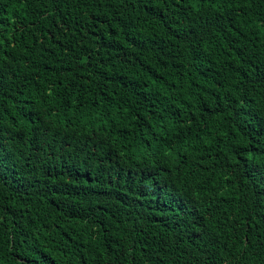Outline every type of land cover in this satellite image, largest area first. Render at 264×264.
<instances>
[{"label":"trees","instance_id":"1","mask_svg":"<svg viewBox=\"0 0 264 264\" xmlns=\"http://www.w3.org/2000/svg\"><path fill=\"white\" fill-rule=\"evenodd\" d=\"M0 264H264V0H0Z\"/></svg>","mask_w":264,"mask_h":264}]
</instances>
